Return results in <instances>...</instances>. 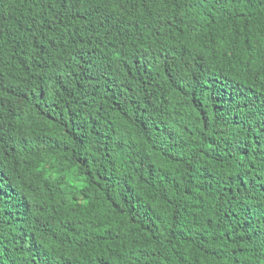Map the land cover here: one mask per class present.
I'll list each match as a JSON object with an SVG mask.
<instances>
[{
    "label": "trees",
    "instance_id": "16d2710c",
    "mask_svg": "<svg viewBox=\"0 0 264 264\" xmlns=\"http://www.w3.org/2000/svg\"><path fill=\"white\" fill-rule=\"evenodd\" d=\"M0 264H264V0H0Z\"/></svg>",
    "mask_w": 264,
    "mask_h": 264
}]
</instances>
